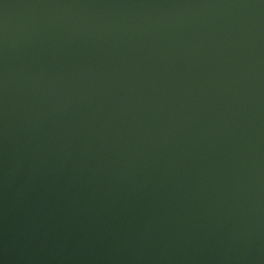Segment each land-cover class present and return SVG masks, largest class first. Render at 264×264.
<instances>
[{
	"label": "water",
	"instance_id": "obj_1",
	"mask_svg": "<svg viewBox=\"0 0 264 264\" xmlns=\"http://www.w3.org/2000/svg\"><path fill=\"white\" fill-rule=\"evenodd\" d=\"M0 264H264V0H0Z\"/></svg>",
	"mask_w": 264,
	"mask_h": 264
}]
</instances>
